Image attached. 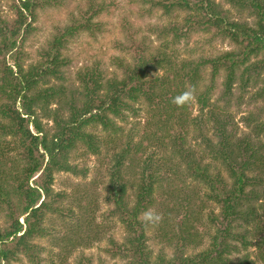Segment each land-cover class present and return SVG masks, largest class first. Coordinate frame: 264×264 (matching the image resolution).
Instances as JSON below:
<instances>
[{
	"label": "trees",
	"instance_id": "1",
	"mask_svg": "<svg viewBox=\"0 0 264 264\" xmlns=\"http://www.w3.org/2000/svg\"><path fill=\"white\" fill-rule=\"evenodd\" d=\"M1 1L0 215L6 214L0 226V264H11L18 255L28 257L30 261L40 259L41 248L33 240L49 234L50 230L44 226L45 220L48 213L57 211L54 202L63 199L58 196L54 202L51 200L55 175H85L86 169L80 170L77 164L71 163L76 158V150L81 146L86 155L100 154L101 144H111L89 132L90 127L100 125L107 132L113 130L116 134L110 137L120 139L122 135L117 136L119 130L114 119L125 117V112L131 110L140 99L147 102L150 113H153L152 118L158 117L157 123L152 122L158 127V132L151 136L158 152L147 155L141 161L138 154L142 153L145 141L133 145L134 137L121 151H115L117 147L112 146L105 201L114 208L110 216L120 219L129 232L115 255L123 260L127 258L128 264H260L250 261L247 256L232 259L239 251L231 246L230 237L240 241L244 248L251 246V241L247 232L231 236L229 225L238 218L244 219V216L249 224V218L257 214L252 201L264 196L263 191H256V188L264 187V144L259 136L264 133V105L257 107L258 113L250 112L245 117L247 125L256 134L254 139L249 136L239 139L236 136L235 119L228 111L226 113V109L231 107L230 102L235 97V86L238 99L242 102L245 97L250 104L264 100V0H226L237 13L246 14L238 19L231 9L216 0H153V4L164 9L167 15L174 11L186 15L182 25L175 22L158 27L159 35L165 36L170 32L174 40H178L184 35L179 27H184L186 33L195 29L205 32L213 30L229 41L233 49L198 63H182L180 67L177 55L166 50L168 45L166 49L165 46L153 49L140 46L133 58L113 57V65L122 71V77L115 72L108 79L107 70L99 66L100 63L85 72H78L76 80L80 82V89L77 94L82 97L79 110L76 107L78 99L73 97L72 92L69 95L73 100L62 102L68 94L66 88L40 86L50 83L52 79L65 82L63 72L70 65L71 58L64 51L84 34L98 37L99 33H103V23L96 19L105 6L96 0H89L85 11L79 15L72 13L67 23L55 28L47 43L38 49L36 61L26 65V60L31 56L25 50V44L38 31L34 23L39 13L59 8L64 1L14 0L12 8L16 17L11 20L2 16ZM247 15L254 18L252 24L248 22ZM132 34L129 33L130 36ZM209 67L212 86H205L200 92L198 85L206 77L202 72ZM186 68H190L187 75L183 72ZM222 72L226 75L219 102H226V108L218 110V101L211 103V98L215 92L216 78ZM186 80L189 82L185 83ZM185 91L197 94L200 109L206 112L201 118L192 119L190 100L180 104L173 102ZM242 102L239 105L244 104ZM53 104L58 107L52 109ZM65 109L71 112L69 117L65 116ZM44 119L53 122L50 130H46ZM31 125L35 132L30 129ZM163 125L171 130L179 126L184 134L180 139L185 141L179 147L169 146L176 139H171L170 133H166L170 134L168 137L162 133ZM191 126H198L202 131L208 126L212 127L219 134L217 143L210 138L204 139L202 154L191 148L186 149L184 143L187 142L186 136ZM166 147L172 148L171 151H167ZM197 154L199 157H196ZM206 155L222 162L228 173L227 179L220 174L213 176L211 165L204 164ZM177 156L188 163L190 175L215 193L214 198L223 206V221L226 220L228 224L224 230H216L208 248L187 255V249L192 244L198 245L195 243L198 236L191 232L187 223L183 229L186 244L177 248L172 256L163 250L153 257L146 244L147 225L139 217L154 203V196L158 192L173 195L179 191L180 188L175 185L171 192L169 186V178H176L181 172L179 168L182 162L178 161ZM31 182H34L33 185ZM129 190L133 193L128 194ZM239 206L242 211L238 210ZM245 206H248L246 210L243 209ZM88 210L83 207L85 222L79 224L89 230L84 236L79 232V238L84 243H77L74 237L69 236L73 241L67 247L68 253L79 245L89 247L100 240L101 228L95 224L92 211L88 216ZM191 217L197 219L194 214ZM211 222L216 226V219ZM211 230H207V235ZM259 243L264 246V237ZM261 258L264 264V255ZM86 261L83 264H93L90 258H86Z\"/></svg>",
	"mask_w": 264,
	"mask_h": 264
},
{
	"label": "rangeland",
	"instance_id": "2",
	"mask_svg": "<svg viewBox=\"0 0 264 264\" xmlns=\"http://www.w3.org/2000/svg\"><path fill=\"white\" fill-rule=\"evenodd\" d=\"M64 4L59 8L46 9L39 13V17L35 27H38L36 31L26 42L25 50L29 52L31 58L26 60V65L32 61H36L38 57V49H41L45 45L55 31V28L62 26L68 22L70 15L73 13L79 15L81 11H85L88 7L89 0H63ZM153 0H96L97 3L103 4L104 10L102 14L96 19L103 23L102 31L98 37H92L87 34L80 36L77 40L73 41L68 48L64 51L65 55L71 58L70 65L66 67L63 72L65 82L52 79L50 83L46 85L41 84L40 87H63L68 90L63 100H73L77 98L76 107L78 110L82 104V97L77 94L80 89V82L76 80L78 72L82 70L85 72L87 69H92L100 63L99 66L104 67L107 70L106 77L109 79L118 72V75L122 77V71L113 65V57H131L133 58L137 49L142 46L153 49L154 47H164L167 51L173 52L178 61H180V67L182 63L188 64L189 61L198 63L208 57H215L220 53H225L233 49V45L229 41L223 39L219 34L211 30L205 32L203 29H195L186 33L184 27L180 28V33L184 35L174 40V35L168 33L165 36L159 35L157 32L158 27L169 25L170 23L183 24V20L186 17L184 12L174 11L169 15L164 13V9L155 6ZM223 4L225 8H229L235 18L245 17L246 14L237 13L231 5L226 3V0H216ZM14 0H2L1 1V14L6 19H15L16 14L12 8ZM248 22L252 24L253 19L247 15ZM133 33L130 36L129 33ZM146 42V43H145ZM145 43V46H143ZM170 45V46H169ZM190 68H186L185 74L189 72ZM203 75L206 77L200 83L197 89L198 91L204 90L205 86H212L211 68L205 69ZM225 73L222 72L215 81L214 94L211 98V103L218 101V110L226 108V102H219V99L223 93V83L225 81ZM189 82L186 80L185 83ZM188 87V86H187ZM186 87V89H187ZM235 97L230 103L231 107L226 109V113L232 114L237 129L236 136L239 139H243L245 136L254 139L256 134L252 132L250 127L245 121V117L250 112L258 113L257 107L264 105V100L252 103L246 99L242 102L238 99L239 93L236 88ZM251 92L254 90L250 89ZM72 92L74 95L71 98L69 95ZM198 92V93H200ZM197 94H193L190 99L191 117L192 119L201 118L203 112L200 109V104L197 101ZM248 97V96H247ZM242 102L244 104L239 105ZM131 110L125 112V117L116 118L114 122L119 131L120 139L110 137L115 133L113 130L106 131L102 126L90 127L89 132H92L97 137L110 141V145L106 146L101 144L100 154H88L86 155L85 149L79 147L76 150L75 159L71 160L72 164H77L80 170L86 169L85 175H75L73 173H57L55 175L54 184L52 186L53 196L51 200H57L58 196H62V200L54 202L57 211L48 213L44 226L50 230L49 234L45 237L36 238L33 243L41 248L40 263L39 264H83L86 263V258H90L93 264H128V259L123 260L121 256L115 255L118 252L119 244L125 242V238L129 236V232L117 217H112L111 211L113 206L106 203V186L109 181L108 169L111 165L110 152L113 147H117L115 151H121L123 146L133 139V145L143 143L142 153L138 154L141 161L149 154L158 152L157 145L152 140V134L158 132V127L153 124L157 123L158 117L152 118L147 102L140 99L135 102ZM52 109H56L58 105H52ZM67 110V109H65ZM66 117H69L71 112L67 110L64 112ZM264 121V115L262 117ZM43 124L46 130H50L53 127V122L44 119ZM164 126V125H163ZM173 126V125H172ZM157 127V128H156ZM190 133L186 136V149H192L203 152L204 146H202L204 139L210 138L217 143V137L219 134L215 133L212 127L208 126L207 129L201 130L197 127L191 126ZM167 128V129H166ZM30 129L35 132L34 126H30ZM162 133H170L171 139L177 141L175 146L181 145L185 140H181L180 137L184 136L179 126H174L171 130L165 127ZM188 130V129H187ZM161 133V134H162ZM185 133V132H184ZM116 134V133H115ZM114 134V135H115ZM169 134V135H170ZM167 137L169 136L166 134ZM131 136V137H130ZM261 141L264 144V133L259 135ZM258 136V137H259ZM111 138V139H110ZM175 138V139H174ZM8 140H10L8 138ZM168 140V139H167ZM122 142V147L121 146ZM158 143V142H157ZM170 148V149H172ZM146 149V150H145ZM167 151L169 148H167ZM169 149V151H171ZM18 151L15 152L17 155ZM202 154V153H201ZM199 157V154L196 157ZM178 157V161L182 162L180 174L176 178H169V186L171 192L174 191L173 187L176 185L179 187L173 195H162L158 192L154 196V203L149 205L146 211L152 209L161 214V220L156 224L146 223L143 214L139 217L147 225L145 234L147 236L146 244L148 249L153 253V257L158 254L164 253L172 256L183 244H186L184 239L185 224L188 223L191 232L196 234L195 243L192 244L186 254H192L193 252L200 253L211 244V237L216 233V230H224L228 224L226 220L223 221V206L218 200L214 198V192L201 180L195 179L190 175V166L185 161H181ZM204 164H210L212 168V174L218 175L224 179L228 178V173L222 162L217 159H213L211 155H206ZM142 164H144L142 162ZM189 171V172H188ZM37 177V176H36ZM33 181V180H32ZM34 182H31V184ZM33 185V184H32ZM218 186V184H217ZM261 190L264 192V187L256 188V191ZM133 193L129 190V193ZM191 201V202H190ZM252 205L257 210V214L254 217L249 218V224H247L246 216L244 219L238 218L232 224H230L229 230L231 236L237 233H248V239L251 241V246L244 248L241 246L240 241L236 238L230 237V244L233 247H237L239 253L232 256V259H239L248 257L250 261L262 262V255H264V246L260 245V239L264 237V196L258 201H252ZM83 207H87L88 216L92 211V215L95 217V224L101 228L100 240L95 242L89 247L83 245L77 246L72 253H68L67 247L71 244L69 236L75 238L77 243H84L79 238V232L82 236L86 235L87 231L84 227H80V223L85 222V213ZM248 206L243 209L246 210ZM239 211H242L241 206L238 207ZM145 211V212H146ZM144 212V213H145ZM6 214V212H4ZM0 215V226L4 223L3 215ZM191 214H194L196 218H192ZM22 219V218H20ZM216 219V226L212 225L211 220ZM183 226V228H181ZM208 229L210 235H207ZM95 230V228H94ZM103 231V232H102ZM73 238V239H74ZM75 243V242H72ZM39 260L30 261L28 257L18 255L11 264H38Z\"/></svg>",
	"mask_w": 264,
	"mask_h": 264
},
{
	"label": "clouds",
	"instance_id": "3",
	"mask_svg": "<svg viewBox=\"0 0 264 264\" xmlns=\"http://www.w3.org/2000/svg\"><path fill=\"white\" fill-rule=\"evenodd\" d=\"M193 94L194 93L192 91H185L181 95L175 97L173 102L180 104L189 101L193 97ZM143 216L145 222L149 224H156L161 220V214L152 209H149L148 211L143 213Z\"/></svg>",
	"mask_w": 264,
	"mask_h": 264
}]
</instances>
